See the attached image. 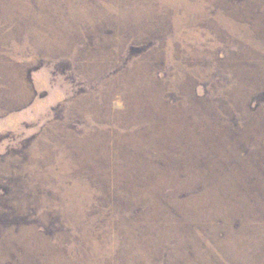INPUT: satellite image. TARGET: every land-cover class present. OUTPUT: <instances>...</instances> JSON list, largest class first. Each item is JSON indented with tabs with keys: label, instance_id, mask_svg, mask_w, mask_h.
Instances as JSON below:
<instances>
[{
	"label": "rangeland",
	"instance_id": "obj_1",
	"mask_svg": "<svg viewBox=\"0 0 264 264\" xmlns=\"http://www.w3.org/2000/svg\"><path fill=\"white\" fill-rule=\"evenodd\" d=\"M0 264H264V0H0Z\"/></svg>",
	"mask_w": 264,
	"mask_h": 264
}]
</instances>
